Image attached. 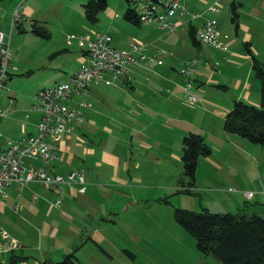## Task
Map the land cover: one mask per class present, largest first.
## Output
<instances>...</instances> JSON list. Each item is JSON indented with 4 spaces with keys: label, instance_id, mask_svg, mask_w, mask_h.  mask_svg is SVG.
Returning a JSON list of instances; mask_svg holds the SVG:
<instances>
[{
    "label": "crops",
    "instance_id": "0c3cea01",
    "mask_svg": "<svg viewBox=\"0 0 264 264\" xmlns=\"http://www.w3.org/2000/svg\"><path fill=\"white\" fill-rule=\"evenodd\" d=\"M229 3L238 13L236 21L232 20L233 17L229 21ZM251 4L248 11L252 19L248 20L239 14L240 7L245 6L237 0H186V12L178 13L172 19L177 30L170 32L156 23L126 20L124 13L130 7L128 0H121L114 7L108 3L103 11H109L100 12L98 21L102 22L105 32L112 35L113 45L126 51L133 41H138L146 45L148 56L157 59L153 62L138 59L119 80L110 83L107 74L99 83L90 85L86 94L67 102L74 108L79 107L81 100L89 103V107L83 109L85 121L72 124L71 129L54 143L60 151V158L50 163L28 159V163L65 177L72 171L83 170L85 183L61 184V203H57L58 191L39 181L24 186L14 183L8 187L12 189L10 195L14 190L18 191L13 198L16 201L14 210L18 214L15 223L23 225L25 231L12 236L19 247L2 254L0 264H54L74 250L81 262L95 264L90 260L97 255L98 229L116 224L110 216L102 218L109 215L110 209L104 213L98 209L100 197L108 196L101 188L102 184L113 181L134 187L131 183H137L145 175L157 177L163 169L176 168L183 162L182 143L190 133L201 134L211 148L214 141L209 137L241 145L240 138L243 137L226 131V116L237 100L253 105L262 102L253 61L255 56L264 62V54L258 46L254 52L252 44L257 43L255 37L264 39V16L258 9H264V0H254ZM211 5H216L218 11L193 17ZM1 7L2 24L6 30L17 7H21L25 15L18 31H25L26 23L33 25V43L27 45L30 49L25 55L30 57L29 63L34 68L24 73L21 70V60L19 62L17 57L25 45L22 41L17 43L20 39L17 38L18 53L10 68V87H15L17 79L13 75H33L35 69L40 70L35 76L37 91L68 82L87 60L80 38H69L76 34L65 36L63 26L60 30H51V8L36 9L33 0H3ZM208 19L215 20L217 29L228 35L227 39H222L225 48L193 42L191 29L196 30ZM34 24L48 35L36 31ZM90 31L76 36L86 38L97 33ZM254 31L257 34L254 35ZM73 39L80 49H70ZM186 63L196 68L193 91L197 100L193 103L185 97L187 77L179 72ZM13 92L14 101L5 100L0 105L8 108L7 116L0 121V149L14 140L37 133L42 117L40 110L32 108L34 103L28 106L19 98L22 94ZM100 102L109 108H102ZM23 112L29 120L21 121ZM109 139L113 141L110 147ZM212 154L204 157L221 169L223 165L215 164ZM106 185L103 187L109 186ZM263 186L264 179L256 182V189L245 191L255 192L251 199L254 201L258 199L257 195L264 198ZM82 187L85 191H80ZM234 200L230 197L228 201ZM98 219H101L99 225ZM18 250L21 254L16 255Z\"/></svg>",
    "mask_w": 264,
    "mask_h": 264
},
{
    "label": "rangeland",
    "instance_id": "374dc122",
    "mask_svg": "<svg viewBox=\"0 0 264 264\" xmlns=\"http://www.w3.org/2000/svg\"><path fill=\"white\" fill-rule=\"evenodd\" d=\"M119 1L121 0H108V3L114 7ZM237 1L243 2L245 6L240 7L239 14L244 19H252L248 9L254 0ZM85 2L83 0H33V7L36 9L51 8L55 17L51 16L50 28L60 30L63 26L65 36L68 33L76 35L91 33L90 30L105 32L106 29L101 21L92 24L86 19L84 5H82ZM227 7L230 9V3ZM258 9L264 16L263 7ZM107 11L109 9L102 12L107 13ZM230 12L229 21L233 17L232 7ZM18 30L14 31L11 39L12 62L18 53L16 39L20 38L17 43L22 41L25 46L17 60L19 62L21 60L19 66L24 73L34 68L29 63L30 57L25 55L29 54L30 47L27 45L33 43V25L26 23L25 31ZM253 33L257 34L256 31ZM255 38L257 45L252 44L253 50L256 52V46H258L263 55L264 39ZM71 43L72 51L74 48L80 49L76 40H71ZM39 71L35 69L33 75H13L17 78L15 87H10L12 80H9L7 88L0 89V105L5 100L14 101L13 98L16 96L13 90L22 94L19 98L28 103V106L31 103L37 104V98L34 95L39 90L35 88L38 81L35 76ZM257 81L259 83L258 79ZM100 106L109 108L101 102ZM21 116V121L29 120L25 112ZM209 138L214 141L211 146L215 164L220 163L223 167L219 169L217 165L210 163L208 157L201 156L195 186L189 187L188 178H184V184L190 188L191 193L184 191L186 187L181 181L183 162L176 168L163 169L157 177L143 176L137 183H131L134 187L113 181H109V186L101 185L108 196L100 197L98 209L103 213L110 209L109 215L102 218L110 216L109 218L116 220V224H109L106 228L98 229V248H95L97 255L94 254L90 262L95 264H221L213 254H206L199 249L195 236L176 220L175 210L181 208L201 212L204 207H208L212 213H236L244 210L247 213L257 212L264 216V198L257 195L258 199L252 201L244 195L245 190L256 189V182L260 183L264 179V144H256L248 139L240 138L242 139L241 145H235L233 142L227 144L225 141ZM109 140L108 146L110 147L113 141ZM123 154L125 155L126 152ZM107 172L108 169H106ZM104 185L108 187L104 188ZM11 190L7 188L5 194L0 195V229L4 228L9 233V240L13 235L19 236L25 231L23 225L15 223L18 214L14 210L16 201L13 198L18 191L14 190L10 195ZM230 197L235 200L229 202ZM100 221L101 219H98V225ZM0 241L8 243L1 237V234ZM125 249L133 252L135 259L129 257L124 252ZM15 254L19 255L21 251L18 250Z\"/></svg>",
    "mask_w": 264,
    "mask_h": 264
},
{
    "label": "built area",
    "instance_id": "2783aa9c",
    "mask_svg": "<svg viewBox=\"0 0 264 264\" xmlns=\"http://www.w3.org/2000/svg\"><path fill=\"white\" fill-rule=\"evenodd\" d=\"M0 0V89H6L10 80V68L12 66L13 52L11 38L15 30L19 29L25 21V15L21 7H17L12 13L9 29L2 24V7ZM184 1L186 0H134L142 23H156L170 32L177 30V24L172 19L178 13H185ZM211 11H218L216 5H211L201 12L193 14V17L205 16ZM196 39L205 45L225 48L223 38L228 35L217 29L215 20H206L195 32ZM79 37L81 44L85 46L87 60L75 71L68 82L57 83L54 86L38 91L37 104L33 109L42 112L38 123L37 133L12 141L6 148L0 149V195L5 194V189L17 183L21 186L33 181L42 182L47 187H53L58 191L57 203L62 201L61 184L85 183L83 170L72 171L67 177L60 174L49 173L45 168L29 164L28 159H39L45 163L60 158V151L54 144L60 137L71 129L72 124L82 123L86 119L84 108L89 107L85 100L79 101V107L68 105V101L76 96L86 94L92 84H97L109 74V82L119 80L132 64L138 59L156 61L155 56L146 54V45L133 41L129 50H121L113 45L112 35L108 32H97L93 37H81L71 35L69 38ZM162 63L161 60H158ZM182 75L187 77L185 97L189 102H195L197 97L193 91L196 68L186 63L179 69ZM8 114L7 107H0V121ZM80 191H85L82 187ZM264 195V186L262 189ZM245 197L251 200L255 196L254 191H245ZM1 237L8 241H0V256L19 247L16 240L11 239L9 233L0 229Z\"/></svg>",
    "mask_w": 264,
    "mask_h": 264
},
{
    "label": "trees",
    "instance_id": "16d2710c",
    "mask_svg": "<svg viewBox=\"0 0 264 264\" xmlns=\"http://www.w3.org/2000/svg\"><path fill=\"white\" fill-rule=\"evenodd\" d=\"M130 7L124 13V18L131 22H140L139 13L132 0ZM108 6V0H88L84 4L86 19L94 24L99 20V14ZM233 21L238 13L233 9ZM21 28V27H20ZM34 29L47 36L45 30ZM196 30L191 29V37L195 44L200 42L195 36ZM248 46V44H246ZM253 69L260 82L261 106L249 104L242 100L235 101L225 119V129L256 144H264V62L254 56ZM183 177L188 178V184L195 186L196 171L201 156H210L212 148L205 142L201 134L190 133L183 139ZM189 187L185 192L191 193ZM176 220L197 240L200 250L213 254L221 264H264V216L247 213L241 210L236 213H212L203 208L201 212L177 208ZM124 252L135 259V254L128 249ZM54 264H86L76 256V251L66 254L63 259Z\"/></svg>",
    "mask_w": 264,
    "mask_h": 264
}]
</instances>
